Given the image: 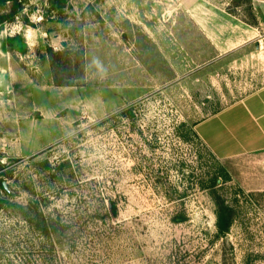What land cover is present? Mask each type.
<instances>
[{"label": "rangeland", "instance_id": "rangeland-1", "mask_svg": "<svg viewBox=\"0 0 264 264\" xmlns=\"http://www.w3.org/2000/svg\"><path fill=\"white\" fill-rule=\"evenodd\" d=\"M22 7L0 29V264H264V166L195 132L264 86V0Z\"/></svg>", "mask_w": 264, "mask_h": 264}, {"label": "crops", "instance_id": "crops-1", "mask_svg": "<svg viewBox=\"0 0 264 264\" xmlns=\"http://www.w3.org/2000/svg\"><path fill=\"white\" fill-rule=\"evenodd\" d=\"M28 37L32 38L31 31ZM15 40L16 36L10 35L0 41V69L5 71L3 77L8 83L12 79L9 70L14 64L6 62L1 54H10L8 43ZM195 132L218 159H246L259 170L264 166V86L207 116L195 126Z\"/></svg>", "mask_w": 264, "mask_h": 264}, {"label": "trees", "instance_id": "trees-1", "mask_svg": "<svg viewBox=\"0 0 264 264\" xmlns=\"http://www.w3.org/2000/svg\"><path fill=\"white\" fill-rule=\"evenodd\" d=\"M23 0H0V26L7 22H13L22 11ZM11 5L8 13H5L6 7ZM53 56V55H52ZM3 186V185H2ZM234 220L233 210L223 202L219 204L217 211L216 227L220 235L229 233Z\"/></svg>", "mask_w": 264, "mask_h": 264}, {"label": "water", "instance_id": "water-1", "mask_svg": "<svg viewBox=\"0 0 264 264\" xmlns=\"http://www.w3.org/2000/svg\"><path fill=\"white\" fill-rule=\"evenodd\" d=\"M5 184V183H4Z\"/></svg>", "mask_w": 264, "mask_h": 264}]
</instances>
